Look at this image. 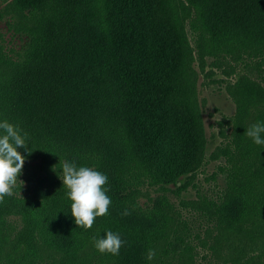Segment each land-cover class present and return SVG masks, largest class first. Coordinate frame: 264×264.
Masks as SVG:
<instances>
[{
    "label": "trees",
    "instance_id": "trees-1",
    "mask_svg": "<svg viewBox=\"0 0 264 264\" xmlns=\"http://www.w3.org/2000/svg\"><path fill=\"white\" fill-rule=\"evenodd\" d=\"M186 4L212 55L234 65L228 89L246 83L240 105L261 100L245 77L264 82V0H0V20L21 41L10 47L0 28V122L26 132L31 150L17 149L25 164L0 202V264H198L193 228L169 194L193 186L208 162L199 79L219 67L207 71L202 55L200 71L192 66ZM64 162L108 176V215L90 229L71 215ZM205 204L229 221L264 219V145L249 175ZM30 228L46 250H11ZM108 231L126 242L119 255L95 247Z\"/></svg>",
    "mask_w": 264,
    "mask_h": 264
},
{
    "label": "rangeland",
    "instance_id": "rangeland-1",
    "mask_svg": "<svg viewBox=\"0 0 264 264\" xmlns=\"http://www.w3.org/2000/svg\"><path fill=\"white\" fill-rule=\"evenodd\" d=\"M181 14L192 52V66L200 71L202 55L206 60L204 68L207 66V71L212 72L214 64L219 68L215 69L218 74L212 78L201 73L199 79L208 138V162L193 186L179 196L174 193L169 195L177 211L182 214L183 222L188 221L193 228L190 237L200 251L198 264H264V219L229 221L214 215L212 209L205 204L221 200L233 177L238 181L240 177L249 175L259 145L246 135V131L257 122L264 123V94L261 92L262 99L259 101L240 105L246 83H236L228 89L227 86L237 81V73L230 57L223 64V55H212L213 45L201 24L197 9L186 4ZM0 28L6 34L9 46L19 48L21 41L13 40L5 21L0 20ZM223 72L226 74H222ZM245 79L264 89L261 77L251 76ZM223 80H227L228 85ZM157 195L155 190H151V197L155 198ZM148 200L149 198L144 197L142 202ZM36 235L30 228L20 239L18 234L13 236L11 250L24 249L30 245L46 250L47 247ZM197 235L201 240L195 239Z\"/></svg>",
    "mask_w": 264,
    "mask_h": 264
},
{
    "label": "clouds",
    "instance_id": "clouds-1",
    "mask_svg": "<svg viewBox=\"0 0 264 264\" xmlns=\"http://www.w3.org/2000/svg\"><path fill=\"white\" fill-rule=\"evenodd\" d=\"M0 202L6 196L13 195V189L17 184L25 164V157L17 151L19 147L31 154L26 140L28 134L17 125L7 120L0 122ZM246 135L256 145H264V123L257 122L251 125ZM63 186L67 188V196L72 201L71 215L75 224L84 229L92 228L97 217L107 216L111 199L106 195L110 189L105 185L108 183V176L89 167H78L74 162H64L62 165ZM23 183V181H20ZM123 216L130 215L128 210L122 213ZM123 241L119 234L108 231L103 238L97 239L95 247L100 253L119 255ZM156 256L154 250L149 249L147 259L152 260Z\"/></svg>",
    "mask_w": 264,
    "mask_h": 264
}]
</instances>
